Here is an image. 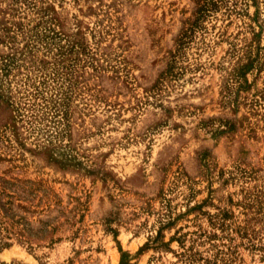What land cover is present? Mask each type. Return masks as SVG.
<instances>
[{"label": "rangeland", "instance_id": "374dc122", "mask_svg": "<svg viewBox=\"0 0 264 264\" xmlns=\"http://www.w3.org/2000/svg\"><path fill=\"white\" fill-rule=\"evenodd\" d=\"M0 264H264V0H0Z\"/></svg>", "mask_w": 264, "mask_h": 264}]
</instances>
